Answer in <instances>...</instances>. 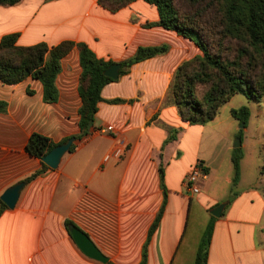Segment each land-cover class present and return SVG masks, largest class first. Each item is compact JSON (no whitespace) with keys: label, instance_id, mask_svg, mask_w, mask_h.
Segmentation results:
<instances>
[{"label":"crops","instance_id":"crops-1","mask_svg":"<svg viewBox=\"0 0 264 264\" xmlns=\"http://www.w3.org/2000/svg\"><path fill=\"white\" fill-rule=\"evenodd\" d=\"M158 19L156 7L144 0L115 12L98 0L0 5V39L18 33L17 43L23 46L85 42L98 58L112 63L133 56L140 46H168L165 53L133 64L105 84L92 132L74 141L75 149L62 156L57 168L49 167L29 182L25 178L41 167V160L25 150L30 135L38 132L59 144L80 131L78 48L61 60L55 102L44 99L42 83L30 76L15 84L0 81V102L6 103L0 109V197L11 185L26 182L14 207L6 205L0 213V264H138L162 205V216L147 243V264H195L198 243L213 216L210 210L232 194L235 147L230 143L235 134L227 130L213 134L208 124L216 118L191 124L166 101L178 65L201 52L175 31L153 24ZM234 120L229 126L237 128ZM117 139L124 141L122 155L104 161ZM240 146L245 149V142ZM224 152L231 162L222 177L229 190L215 194L203 181L199 195L189 193L184 179L191 166L202 161L208 178ZM246 156L245 151L237 196L220 217L213 216L207 264H264L260 164L245 178ZM194 205L202 215L197 230L190 227L197 219L192 217ZM66 220L92 239L108 257L106 263L78 248Z\"/></svg>","mask_w":264,"mask_h":264},{"label":"trees","instance_id":"trees-1","mask_svg":"<svg viewBox=\"0 0 264 264\" xmlns=\"http://www.w3.org/2000/svg\"><path fill=\"white\" fill-rule=\"evenodd\" d=\"M20 1L0 0V5H14ZM98 1L103 7L115 12L135 0ZM144 1L155 6L158 11L159 19L153 24L189 39L201 52L178 65L166 94V101L179 108L183 120L191 124H206L236 94L256 100L264 97V0H183L190 8L187 11H180L174 0ZM214 38L217 39L218 49H213L207 43V40L212 41ZM17 39L18 33H9L0 39V81L15 84L30 76L42 83L44 99L50 102H55L58 97L55 81L61 70L62 58L73 47L78 48L81 67L78 84L81 99L78 109L80 131L74 137L78 141L87 137L94 129L101 90L105 84L113 81L103 73L112 62L98 58L85 42L63 40L52 46L45 42L23 46L17 43ZM225 44H230L229 48L234 52L232 56L225 53L223 55L221 47L228 48ZM167 50V44L138 47L133 56L120 62V74H125L133 64ZM28 93H32V90L28 89ZM5 105L1 101L0 109ZM231 115L239 122L246 123L249 108L246 105L232 108ZM239 137L241 138L240 135ZM173 138L175 134L171 131L169 139ZM55 145L57 144L47 136L33 132L25 150L41 160ZM75 147L76 143L73 142L69 152ZM242 157L241 146L233 148L232 194L229 203L238 194L235 186L240 179ZM48 168L41 160V167L26 177L25 181L33 180ZM5 207L6 204L1 201L0 213ZM162 213L163 205L150 227L138 264H147V243ZM214 221L215 217L211 216L203 230L196 250L195 264H207ZM65 225L68 229L74 226L70 220H66Z\"/></svg>","mask_w":264,"mask_h":264},{"label":"rangeland","instance_id":"rangeland-1","mask_svg":"<svg viewBox=\"0 0 264 264\" xmlns=\"http://www.w3.org/2000/svg\"><path fill=\"white\" fill-rule=\"evenodd\" d=\"M174 2L177 5V7L180 9V11H187L188 9H190L189 6L183 0H174ZM186 41L190 43L189 39H187ZM186 41L184 43H187ZM207 41L209 45L213 46V49H218L219 46L217 45L216 38H214L212 41L209 40ZM191 43H192L191 44L192 48L194 46L197 48L194 42ZM225 45L228 46V48L224 49L221 47V51L223 55L225 56V54H227L229 56H232L234 52L231 48H229L230 44H225ZM195 55L196 54L192 55V57H194ZM243 105H246L249 108V116L247 118L246 123L234 120L237 128L235 127V124L229 126L228 122L233 119V117L231 116V109L239 108L240 106ZM215 118H216L215 120L211 121L208 124L211 127V131H213V134L219 136L222 135V133L224 134L225 130L229 131L231 135L233 133L235 135L237 134L236 136L235 135L233 137L231 136L232 140L230 145L232 147L235 143L237 144L238 141L237 139H240L241 143L242 141L245 142V146H246L245 149L241 147L243 154L245 151L247 153L245 160L246 162H244L243 164L245 178L247 177L250 178V175L255 169L257 162H259L261 176H260V181L258 183V187L264 192V97L258 98L256 100V99L247 98L246 96L241 94H236L232 96L230 100H228L220 107L218 115ZM239 135L241 136V138L239 137ZM223 157L224 158L222 159L220 166L214 170L211 176H209L204 180V184L208 185L211 192H214L215 194L221 193L223 191H227L229 190L230 187L225 181L222 180L223 174L226 172L227 166L230 168L231 165L229 153L225 155L224 152ZM239 181L235 186L236 189L239 184ZM231 207L229 206L228 209L231 210ZM201 216H202L201 213L197 210V207L194 205L192 210V217L195 218L197 217V219L196 222L195 221L193 222V220H191L190 222L191 229L195 228V230H197L200 224L199 219Z\"/></svg>","mask_w":264,"mask_h":264},{"label":"water","instance_id":"water-1","mask_svg":"<svg viewBox=\"0 0 264 264\" xmlns=\"http://www.w3.org/2000/svg\"><path fill=\"white\" fill-rule=\"evenodd\" d=\"M120 67L121 64L119 62L112 63L103 71V73L112 79H117L120 75ZM237 140V144L235 143L233 147H239L241 145L240 139ZM74 141L75 137H70L66 141L55 145L42 157L41 160L50 168H57L62 156L69 152L70 146ZM25 184V181H20L5 189L0 197L2 202H4L8 207L13 208ZM228 202L229 201H225L213 207L210 210L211 215L220 217L225 205ZM69 231L78 248L87 257L101 261L103 263L108 261V257L102 253V251L95 245L92 239L84 231L76 226L71 227Z\"/></svg>","mask_w":264,"mask_h":264},{"label":"built area","instance_id":"built-area-1","mask_svg":"<svg viewBox=\"0 0 264 264\" xmlns=\"http://www.w3.org/2000/svg\"><path fill=\"white\" fill-rule=\"evenodd\" d=\"M124 151V141L117 139L115 146L104 155L103 160L109 161L110 159H118ZM207 177L206 165L197 160L186 173L184 183L189 193L195 195L200 193L202 183Z\"/></svg>","mask_w":264,"mask_h":264}]
</instances>
